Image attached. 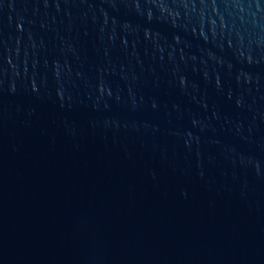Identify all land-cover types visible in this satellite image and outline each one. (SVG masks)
<instances>
[{
    "label": "water",
    "instance_id": "water-1",
    "mask_svg": "<svg viewBox=\"0 0 264 264\" xmlns=\"http://www.w3.org/2000/svg\"><path fill=\"white\" fill-rule=\"evenodd\" d=\"M0 264H264V0H0Z\"/></svg>",
    "mask_w": 264,
    "mask_h": 264
}]
</instances>
